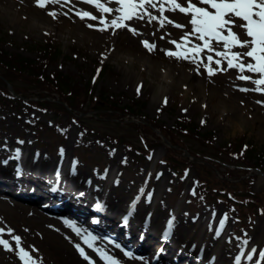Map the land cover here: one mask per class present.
Returning <instances> with one entry per match:
<instances>
[{"label": "rangeland", "instance_id": "1", "mask_svg": "<svg viewBox=\"0 0 264 264\" xmlns=\"http://www.w3.org/2000/svg\"><path fill=\"white\" fill-rule=\"evenodd\" d=\"M107 6L115 8L117 5L111 3ZM53 11L57 13L56 18L48 14ZM79 11H88L97 17L101 15L94 6L81 0H71L70 3L61 0L60 4H49L45 8L37 7L36 0H0V37L2 35L5 39L4 45L0 46L8 51L33 56V53L23 48L52 40L54 47L60 51L59 60L52 64L55 69L61 67L62 73L76 81L79 77L83 84L90 82L91 78L97 79L96 91H109L121 105L133 104L137 99L144 104L141 110L143 114L150 119L165 122L168 127L176 124L179 117L191 119L201 128L202 133L212 131L216 135L214 143L209 144V148H212L208 153L218 156L217 150H220L223 165L221 169L209 166L215 169V174L222 178L226 172L232 179L229 181L233 187L240 185L239 181L249 179L248 175L251 173L242 179L239 178V175H243L242 172L234 171L231 174L226 166L233 163L249 166V162L223 153V148L244 137L256 147L257 156L263 154L261 149L264 147V95L255 91L240 92V87L252 89L255 85L238 80V73L234 69L217 72L210 77L203 66L197 69L195 64L187 60L166 55V51L176 50L175 45L169 41L182 42L181 37L191 27L188 24L190 17L178 11L166 14L176 23L188 25L184 29L169 24L160 28L156 21L152 24L145 23L146 18L143 21L134 20L129 23L138 29L140 34L133 35L127 29H109L101 32L89 28L88 24L96 27L102 25H99L98 21L80 19L76 14ZM105 16L109 20L114 18L108 14ZM161 36H164V39H161ZM241 39L246 37L241 34ZM142 41L154 43L155 50L149 51ZM216 47L222 50L220 46ZM201 55L214 56V53L206 51ZM214 59L219 57L214 56ZM103 64L105 66L101 69ZM212 66L215 67L214 64ZM224 66L226 67V63ZM104 114V117L85 118V123L111 135L127 138L137 145H143L140 134L130 125L133 118L130 120L129 117L120 118L113 114L111 116L108 112ZM133 121L138 122L137 119ZM71 123L70 117H57L51 111L26 112L24 109L13 107L0 109V137L7 139L6 142L0 139V163L11 168L13 159L19 158L22 147L36 149L50 159H57L59 163H62L64 158H69L74 169L91 179L93 185L98 184L105 191L117 195L115 199H109L113 206L123 203L134 209L143 207L145 213L141 214L143 216L140 218H144L145 215L155 214V209L161 204L165 209L164 215L161 216L164 225H168L169 221L171 225L174 222L182 225L195 224L197 221L191 220L193 217L202 213L204 217L205 213L209 217L211 211L218 210L220 218L209 220V229H194L187 233L186 237L189 240L202 238L201 247L209 248L211 252L225 251L227 263L233 259L234 251L238 250L237 246L243 250L244 255L255 249V264H264V258L259 255L264 244V212H256L254 207H257V203H251L249 206L245 204L246 207L241 208L238 215H228L223 203H209L198 195L200 174L196 168L181 174L164 164L163 148H157L152 156L145 157L142 161L133 159L126 163L125 150L120 146L109 152L95 146L91 150L80 148L78 141L81 128ZM43 125H46V130ZM60 126L68 128L66 137L54 131ZM186 144L192 153L208 154L201 151L202 146L198 139H186ZM252 161L256 162V159ZM258 166V174H252L250 177V190L262 193L264 163L259 162ZM130 186L134 187V192H127L126 189ZM13 200L21 202L0 192V228H4L5 233L8 229L13 230L12 236L5 234L2 238L8 240L14 249L7 251L0 246V264H23L17 255L18 249L13 236L21 238L20 247L28 251L40 264H69L63 257L69 255V252L77 253L74 244L81 243L75 238L80 236L70 233L72 236L69 234L70 237L67 238L64 232L73 229L60 216L38 207L37 211L41 215H32L30 209L12 206L10 202ZM248 214H252L249 220L246 219ZM67 219L77 226L78 220L75 217ZM62 226L68 229L64 231ZM211 237L216 238L214 245H209ZM171 239L179 241L174 236ZM136 243L139 244L140 241ZM246 247L249 248L245 250ZM259 258L261 262L258 261Z\"/></svg>", "mask_w": 264, "mask_h": 264}, {"label": "snow or ice", "instance_id": "2", "mask_svg": "<svg viewBox=\"0 0 264 264\" xmlns=\"http://www.w3.org/2000/svg\"><path fill=\"white\" fill-rule=\"evenodd\" d=\"M71 0H64V3H70ZM83 3L90 4L101 13L99 17L92 15L88 11H79L76 14L80 19H90L98 21L102 27L88 24L89 28H95L97 31H108L109 29L122 30L127 29L133 35H139L138 29L132 26L131 21H143L147 17V24L153 21L158 22L160 28H164L166 23L173 27L184 29L188 25L176 23L164 13L178 11L185 16L190 17L188 24L191 27L184 32L181 37L182 42L175 40L169 41L175 45V51H166V55L176 59L187 60L189 63L195 64L197 69L204 67L208 76H214L217 72H224L230 69L237 71V79L250 82L255 85L254 88L240 87L239 91L247 93L255 91L264 95V0H81ZM61 0H36V6L45 8L49 4H60ZM115 3V8L107 6ZM169 7H165V5ZM149 9H156L159 15H153ZM56 18V12L48 13ZM108 16L114 18L108 19ZM235 29L243 30L246 39H241V34ZM114 34V33H113ZM164 39V36H161ZM199 41V43H196ZM144 46L149 50H155V44L148 41H142ZM220 46L222 50H218L216 46ZM233 49H242L243 51H233ZM214 53L202 57L205 52ZM206 61V62H205ZM226 63V67L224 64ZM215 65L213 67L212 65ZM250 73L252 75H248ZM255 77V78H254ZM139 91V89H138ZM166 102V101H165ZM259 103V101H258ZM18 174L20 169L17 170ZM69 227L83 239V243L87 248L91 249L103 264H119L118 260L108 251L101 247H96L97 237L91 233L85 234L86 230L70 224L65 221ZM171 228V221H169ZM11 229L5 233L4 228H0V246L4 250L14 251L9 241L2 237L7 234L12 236ZM169 231L164 233L165 238L169 235ZM15 240L17 255L23 264H40L28 251L20 247L21 238L19 236L12 237ZM109 243H113L109 241ZM245 243H247L245 241ZM116 248H121L119 244H114ZM81 258L88 264H95V261L86 253L85 249L79 243L74 244ZM32 251H37L32 249ZM121 251H124L121 249ZM250 251L254 252L255 249ZM124 255L129 258H135L130 251H124ZM259 255L264 258V252ZM248 259H252L249 255ZM255 264V261H253Z\"/></svg>", "mask_w": 264, "mask_h": 264}, {"label": "trees", "instance_id": "3", "mask_svg": "<svg viewBox=\"0 0 264 264\" xmlns=\"http://www.w3.org/2000/svg\"><path fill=\"white\" fill-rule=\"evenodd\" d=\"M4 42L5 39H3V36L1 35L0 45H4ZM23 49L30 51L33 54L35 53L36 56L31 57L22 52L8 51L0 46L1 105L13 104L15 101H19L8 93L7 89L8 84L10 83L14 90L23 96V99L31 97L28 91L30 89H35V94L38 97V100L32 98L30 103L37 104L39 107L55 110L56 112H59V110L68 112L72 109L73 114L78 116L79 113L81 114L90 109L92 110L94 107V109H98L101 112H109V115L112 116L113 114L117 117L122 115H136L139 117L140 115H143L146 120L145 123L132 125H135L136 129L141 130L148 141L151 140L150 136H152L158 142H162L161 137H159L155 131V128H158L164 136L170 139L172 145L184 147L182 140L183 137L200 139L203 149L208 148L209 144L214 143L216 138L215 133L212 131L202 133L200 131L201 128L195 125L191 119L179 117L174 127H168L166 124L155 119H150L143 114L141 110L143 109L144 104L140 103L137 99L133 101V104L129 103L121 105L118 103L117 98L112 97L106 90L103 89L97 93L96 85L94 83L88 82L83 84L79 80L74 81L69 75L53 69L52 64L57 63L59 60L60 51L54 47L52 40H47L42 44L27 45ZM54 94H57L59 98L53 96ZM94 139L99 140L102 144L110 146H113L114 142L120 141L129 157L136 159L140 156V154H138L139 149L124 138H116L106 134L104 137L94 135ZM252 144L253 143L246 138L241 137L239 140H235L229 143L228 146H225V148H223V153L246 160L249 162L250 167H259V162L264 163V147L261 149V153L263 154H258L257 156L256 147ZM155 145L156 144H150L149 150H152ZM87 147L90 148V146ZM140 151H143V149H140ZM182 152L181 149L175 147L169 148L167 159L169 160L170 165L175 169L184 167L188 164V158L184 156V158H182L179 156ZM253 159H256V162H253ZM214 165L215 167L219 166V164L216 163H214ZM209 166V162L206 160H201L198 163V169L204 187L202 192L204 194L213 196L219 195L220 191H223L222 194L229 200H231L230 195H235L237 199L233 203L239 204L241 208L246 207L243 203H247L248 206L251 205V203H257V207L264 208V188L262 193L250 190L251 175H248L249 179L246 181L243 179V176L250 173L249 171H242V169L238 167L232 168L229 166V172L231 174L234 171L243 173V175H239V178L241 177L243 179L239 181L238 184L240 185H234L236 187H233L229 180L224 178L218 179ZM252 181L254 182V180ZM211 188L220 191H214V189Z\"/></svg>", "mask_w": 264, "mask_h": 264}, {"label": "bare ground", "instance_id": "4", "mask_svg": "<svg viewBox=\"0 0 264 264\" xmlns=\"http://www.w3.org/2000/svg\"><path fill=\"white\" fill-rule=\"evenodd\" d=\"M181 3L184 2V0H180ZM165 7H169V5H165ZM153 15H159V13L156 11V9H149ZM177 12V11H176ZM166 14H168V11H166L164 13V15L166 16ZM146 20L144 21L146 23L147 21V17H145ZM138 23V22H137ZM140 24V23H139ZM167 24V23H166ZM235 31H237L238 33L243 34V30L241 29H235ZM144 38H146V36H144ZM153 39H155V36L153 37ZM0 139L4 142L7 141L6 138L3 137V139L0 137ZM22 153L27 157L28 161L31 162L33 165L37 166L39 169L45 170V171H52V170H62L63 172H68L69 175L74 176V178H77L80 182H82L83 184L90 186L95 192H98L99 194H104L108 199H115L117 195H115V193H110V192H106L104 191V189L97 185H93V181L91 179H89L86 175H84L83 173H81L80 171H76L74 169L73 164L71 163V160L68 159L67 162L65 164H61L57 161V159H50L47 157L46 154L36 150V149H31V148H27L24 147L22 150ZM64 154V151L61 153V156ZM65 156V155H64ZM1 160V159H0ZM7 171V167L4 166L3 164L0 163V173H3ZM113 175V174H112ZM113 186V190H114ZM134 187L130 186L127 190V192L130 190L131 192H134V190L132 189ZM35 196H39L38 194H36ZM17 197H20V201L18 200H13L11 203L12 206H17V208L21 209H30L32 210L31 214L35 215L37 213V216H40V212L37 211V207L38 203L37 200L38 199H32L30 200L28 197L29 195L26 193H21L19 195H17ZM149 197V196H147ZM119 201V200H118ZM74 204H76V201L74 202ZM75 206V205H74ZM121 207L122 210H125L126 214L130 215L131 213L135 214L136 216H140L141 214L145 213V211L142 208H139L137 210H132L131 208L128 209V204H120L118 205ZM119 207V209H120ZM59 211V209H57ZM55 209L53 208V211L51 210V213H56V214H61L58 212H54ZM68 212V210H65ZM34 212V213H33ZM165 209L162 207V205L160 204L159 207H157L154 211L155 214L153 215H147L145 217V220L149 219V221L151 222V225L154 229L158 230L160 232V234L164 237V233L166 231H169V233H171V235H173L174 237H176L177 239H179V241L182 244H186L189 249L193 252L196 253V255H201L202 257L205 258L206 261L210 262L211 264H230V262L232 261V263H236L237 264H252L253 261V253H251L250 255L252 256V259H248V256H243L242 255V249L240 247L237 246V251H234L233 253V259H231L229 261V263L226 262V254L225 251H222L221 253L218 251L217 253L215 252H211L210 250H208L209 248H202L201 245V239H192L189 240L186 235L187 233L194 231L195 230H206L210 228V222L209 224L208 221H215L218 220L220 218V212L218 210H213L210 212L209 217L208 215L205 213V217L201 214L199 216L193 217L191 220L196 219V223H190V224H185L182 225L179 222H174L171 225V228H169V224L168 225H164L161 221V216L164 215ZM88 216V215H86ZM55 218V217H54ZM58 220V217H56ZM96 224H103V232L106 234H109L110 239H104L101 236L98 235H94L97 237V240L95 242V246L96 247H101L104 248L108 251L109 255H112L114 258H116L119 262V264H151V261L149 260L150 257L143 256V255H139V256H134L135 258H129L127 256L124 255V251H121V248H116L114 246L116 237V235L120 234L119 229H117L116 227H112L107 225L106 220L105 219H98ZM85 224H83L82 222L79 223V228L81 229H85L87 228L86 226H84ZM175 226V229H174ZM64 228V231L67 230L68 228H65L64 226H62ZM100 229H102V226L99 227ZM205 228V229H204ZM89 232H85V234L91 233L90 230H92V228H88ZM131 232L133 236H129L130 238H135L134 234L137 233L139 231V229L135 226H130L128 228ZM217 229H219V227L217 226ZM130 232V233H131ZM75 234L77 235L74 231H68L64 232V235L69 238L71 234ZM204 233V232H203ZM70 234V235H69ZM170 235V234H169ZM72 236V235H71ZM81 237V236H80ZM76 237L75 239L78 240L81 243V247H83L86 251V253H88V255L90 257H92V259L95 261V264H103V261H101L99 259V257L96 256V254L89 248H87V246L83 243V239L82 237ZM201 237L202 236V232H201ZM216 237V236H215ZM129 240H134V239H130ZM137 238V237H136ZM156 238H158V236H152V237H147L146 235L143 236V243H146L144 246L145 248H149V250L152 251H156L157 248L155 247L154 243H153V239L156 240ZM197 240V241H196ZM109 241H112L113 243H109ZM200 242V243H199ZM209 245H214V243L216 242V238L211 237L209 239ZM128 245H125V247ZM245 247V246H244ZM243 247V248H244ZM77 251V250H76ZM229 252V251H228ZM230 253H232V251H230ZM69 255H66L63 257V259L69 263V264H86L88 263L87 261L83 260L80 256L79 253L77 252H73L72 254L69 252ZM168 257L165 256V259H163V257H161L162 260H160V262L158 264H166V259ZM191 259V258H190ZM189 259V264H193L195 260L190 261ZM183 263H185V261H182ZM153 264V263H152Z\"/></svg>", "mask_w": 264, "mask_h": 264}, {"label": "water", "instance_id": "5", "mask_svg": "<svg viewBox=\"0 0 264 264\" xmlns=\"http://www.w3.org/2000/svg\"><path fill=\"white\" fill-rule=\"evenodd\" d=\"M10 91H11V87H10Z\"/></svg>", "mask_w": 264, "mask_h": 264}]
</instances>
